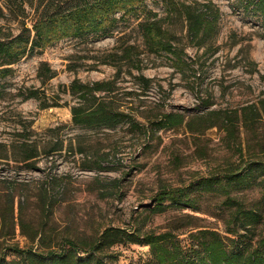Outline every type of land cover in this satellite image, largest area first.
Here are the masks:
<instances>
[{"label": "rangeland", "instance_id": "1", "mask_svg": "<svg viewBox=\"0 0 264 264\" xmlns=\"http://www.w3.org/2000/svg\"><path fill=\"white\" fill-rule=\"evenodd\" d=\"M195 2H211L219 11L215 37L201 45L188 38L183 18L167 16L162 2H148L175 36L174 45L185 61L183 73L176 71L170 55L145 53L133 23L120 32L126 31L125 41L144 52L140 71L122 65L116 77L112 56L121 44L115 34L92 44L63 40L24 58L0 78V143L7 146V152L0 148V211L12 201L28 236L40 235L31 242L16 227L8 236L9 228L3 225L2 232L0 222V249L59 252L64 240L97 239L109 228L129 234L170 233L184 246L192 233L203 231L216 232L229 246L235 239L229 230L236 228L254 246L263 239V207L262 222L248 227V234L231 216L236 210L260 209L263 195L258 182L264 172H247L255 163L264 166V15L260 6L247 8L239 0H178ZM3 25L18 32L13 19ZM43 63L56 73L45 85L38 78ZM140 76L151 80L147 91L137 80ZM74 80L115 81L109 100L124 114V122L114 129L74 125L70 107L78 100L67 92ZM36 89L43 93L42 104L50 107L42 109L40 101L24 99ZM250 106L259 113H249ZM167 115L182 123L165 126ZM27 138L39 157L22 162L21 144ZM59 142L62 151L47 155ZM98 164L100 171L89 169ZM238 174H255L257 181L227 182ZM182 191L189 203L152 214L160 194ZM41 236L50 250L40 249ZM5 253L8 261L15 259ZM106 255L112 264H144L149 249L118 245Z\"/></svg>", "mask_w": 264, "mask_h": 264}, {"label": "trees", "instance_id": "2", "mask_svg": "<svg viewBox=\"0 0 264 264\" xmlns=\"http://www.w3.org/2000/svg\"><path fill=\"white\" fill-rule=\"evenodd\" d=\"M149 1L164 3L168 9L167 16L176 15L183 18L186 22L188 38L197 45L215 37L219 11L213 9L211 2L204 5L198 2L186 5L179 4L178 0H0V78L5 77L11 67L24 58L32 57L63 40H74L78 44H92L115 34L118 36L117 42L121 44L112 56L114 61L112 66L116 69V77L121 73L122 65L140 71L139 67L143 62L141 56L144 52L155 56L170 55L176 71L183 73L185 61L182 52L174 45L175 36L164 28L157 14L149 9ZM239 1L247 8L255 4L260 6L264 15V0ZM7 19H13L18 23L19 28L16 34L3 25ZM28 21L32 22L31 28L26 26ZM133 23L142 40L144 48L142 53L139 51V46L125 41L127 40L126 31L120 32L123 25L128 29ZM55 74V71L43 63L38 71V78L41 84L45 85L55 77ZM137 80L141 82L143 91L149 89L151 80L142 76ZM115 86V81L84 84L74 80L67 88V92L78 100L77 105L70 107L72 123L85 129H114L123 123L124 114L115 109L109 100L116 91ZM41 95L43 93L38 89L30 90L24 99H35L42 104L44 102L41 100ZM48 107L50 106L42 104V109ZM53 107H59V105L56 104ZM248 109L249 113L252 112L251 109L259 113L255 107L250 106ZM245 110L247 108H244L243 112ZM261 110L264 113V101H262ZM164 119V125L170 128L182 123L181 120L176 122L170 115L165 116ZM247 120L253 121L250 117ZM225 128L227 132L230 130L228 125ZM21 145L24 153L22 162H29L39 157L37 146L29 142V139ZM0 148L7 152L6 145L0 143ZM62 149L63 142H59L47 151V155L61 152ZM81 153L80 151L79 154ZM89 169L100 171L101 167L98 164ZM256 170H261L263 174L264 166L255 163L247 173L250 174ZM230 177L232 178L227 182L234 185H242L246 181H257L255 174H252L251 178L247 174ZM214 182L219 183L215 180ZM213 184L209 180L207 186L212 187ZM258 186L263 193L259 202L260 209L236 210L231 216L233 223H240L239 229L247 234L251 232L248 227H257L263 218L260 211L261 207L264 209V177L258 182ZM155 202L156 205L151 212L160 215L173 206L179 207L183 205V202L189 203V200L182 191L179 194L169 192L160 194ZM9 203L5 211H0L2 232L3 225H6L9 228L8 236L14 234L16 227H19L22 234L28 236L25 232V223L21 218L17 222L14 205L12 201ZM229 234L235 237L234 240H229L232 243L229 246L219 234L209 231L192 233L189 243L184 246L170 233L141 234L135 231L129 234L121 229L109 228L97 239L64 240L63 248L59 252L35 251L33 248L21 250L18 247L0 249V264H112L111 257L106 254L110 249L126 244L148 247L149 259L144 264H264V237L254 246L252 239L245 235L241 236L237 228L229 230ZM39 236L35 232L28 237L31 242H34ZM41 237L39 243L43 246L40 249L50 250L51 246L43 241L45 235ZM5 252H10L9 254L14 255L15 259L8 261L6 258L8 254L6 256Z\"/></svg>", "mask_w": 264, "mask_h": 264}]
</instances>
